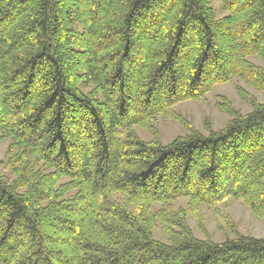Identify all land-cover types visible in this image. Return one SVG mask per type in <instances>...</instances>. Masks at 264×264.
Wrapping results in <instances>:
<instances>
[{"label":"trees","instance_id":"obj_1","mask_svg":"<svg viewBox=\"0 0 264 264\" xmlns=\"http://www.w3.org/2000/svg\"><path fill=\"white\" fill-rule=\"evenodd\" d=\"M219 1L0 0V264H264V238L187 223L228 197L264 220V103L166 145L153 124L233 77L264 92V0Z\"/></svg>","mask_w":264,"mask_h":264},{"label":"rangeland","instance_id":"obj_2","mask_svg":"<svg viewBox=\"0 0 264 264\" xmlns=\"http://www.w3.org/2000/svg\"><path fill=\"white\" fill-rule=\"evenodd\" d=\"M210 6L214 11L215 19L226 15L219 0H211ZM248 61L264 68V61L258 57H248ZM239 89L259 103H264V92L254 89L238 77H233L227 83L215 85L201 99L186 100L175 105L173 107L175 117L158 116L153 123L158 140L166 145L175 138L188 134V127L202 135L208 134L209 131L222 129L232 116L217 106L220 101L227 103L236 115L251 112V104L241 97ZM135 132L142 141L153 139L150 130L135 127ZM9 143L8 138L0 140V174L11 180L14 173L8 163ZM65 180L63 179V181ZM171 206L174 209H187V199L178 198L171 202ZM160 208L161 205L156 204L150 211L154 212ZM201 221L202 225L196 221L193 215H187V223L193 236L200 240L209 239L212 242L221 243L237 235L264 238V220L252 213L240 199L228 197L214 206L202 205ZM153 237L158 241L166 242L159 222L153 231Z\"/></svg>","mask_w":264,"mask_h":264}]
</instances>
